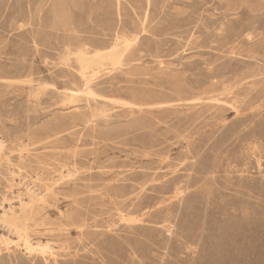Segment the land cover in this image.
Segmentation results:
<instances>
[{
    "label": "rangeland",
    "instance_id": "rangeland-1",
    "mask_svg": "<svg viewBox=\"0 0 264 264\" xmlns=\"http://www.w3.org/2000/svg\"><path fill=\"white\" fill-rule=\"evenodd\" d=\"M242 27L264 0H0V264H264V57L222 110L153 107L244 67Z\"/></svg>",
    "mask_w": 264,
    "mask_h": 264
},
{
    "label": "bare ground",
    "instance_id": "bare-ground-1",
    "mask_svg": "<svg viewBox=\"0 0 264 264\" xmlns=\"http://www.w3.org/2000/svg\"><path fill=\"white\" fill-rule=\"evenodd\" d=\"M142 29V28H141ZM245 29H247V28H245V27H242V28H240L239 29V34H238V32H237V36L233 39V41L225 48V49H222L223 50V52L225 53V56H229V54H232V56H230L229 58L231 59V60H234V59H236L237 58V56H242V55H244L247 59H246V61L247 62H245V66L244 67H242L241 69H239V68H231L228 72H226L225 74H230V75H232L228 80H226V79H222V78H220L217 82H212L210 85H208V86H206V87H204V88H202V90L201 91H198L197 90V92H194L195 90L194 89H188V91L186 90V86H185V84L183 83V84H174L173 82V85H172V89L174 90L173 91V95H171L172 97H174V98H172V100H168L167 98H168V96H167V98H166V100H163V99H165V98H163L162 99V97H160L161 98V101H158V100H160V98L157 100V102H155V101H153V102H155V103H153V107L155 108V110L156 111H158V112H161V111H163V112H170V113H172V112H174V110H177L178 108H177V106L179 107V106H182V107H188V108H200V109H204V108H215L216 109V111H219V110H222V107H225V105H227V104H230V101H235V96L238 94V92H239V86L245 81V80H247V79H249L250 77H255V76H258V72L256 71V70H251V69H253V66H255V62H256V59L257 58H261V57H264V53H261V51H263L264 52V37H262V38H260V39H258V40H256V41H254V42H252V43H250V48L249 49H247V50H245V52L243 53V51H242V49L239 47V46H236L235 45V42L237 41V39L240 37V35H241V33L243 32V31H245ZM252 34L251 33H247L246 34V37L248 38V39H252L253 38V36H251ZM180 36V35H179ZM133 39V38H132ZM131 39V40H132ZM185 42V41H184ZM128 44V43H127ZM117 45V43H113V44H110V46L109 47H107V48H105L104 50H107V49H109V48H111V47H114V46H116ZM259 47H262V49H259V51H257L256 52V50L259 48ZM222 48V47H221ZM98 51H102V50H98ZM97 52V51H96ZM132 52V51H131ZM220 57V56H219ZM220 59V58H219ZM239 59H241L240 57H239ZM252 59V60H251ZM241 62H242V60H240ZM258 63V62H257ZM229 67V66H228ZM256 67V66H255ZM210 69H211V66L209 67ZM260 68V67H259ZM228 69V68H227ZM215 72L217 73L218 71L217 70H215ZM222 74H224V72H222L221 74H219L221 77H224V76H222ZM173 75V74H172ZM177 75V74H176ZM176 75H175V77H176ZM180 75H181V73H180ZM179 75V76H180ZM184 75H185V73H184ZM183 75V76H184ZM217 75V74H216ZM214 76V75H213ZM218 76V75H217ZM226 76V75H225ZM165 77H167L168 78V76H165ZM173 77V76H172ZM182 77V76H181ZM182 78H185V77H182ZM213 78V77H212ZM165 79V78H164ZM171 79V78H170ZM173 79V78H172ZM179 80H181V78H178ZM206 79V78H205ZM263 79V78H262ZM77 80V79H76ZM156 80V79H155ZM159 80H161V79H159ZM176 80V79H175ZM184 80V79H183ZM207 80H209V79H207ZM215 80V79H214ZM75 81V80H74ZM168 81H170V80H168ZM174 81V80H173ZM177 81V80H176ZM176 81H174V82H176ZM259 82L261 81L260 80V78H259V80H258ZM154 82V81H153ZM185 82V81H184ZM191 82V81H190ZM252 82H255L254 80H252ZM247 83V82H246ZM31 84V83H30ZM164 84V83H163ZM259 84V83H258ZM71 85V84H70ZM171 85V84H170ZM200 86V85H199ZM167 87V86H166ZM191 87V86H190ZM189 87V88H190ZM247 87V86H246ZM249 87V86H248ZM163 88H165V87H163ZM169 88V87H168ZM195 88V87H194ZM199 88V87H198ZM201 88V87H200ZM242 88V87H241ZM58 89V88H57ZM151 89V88H150ZM196 89V88H195ZM251 89V88H250ZM75 90H76V88H75ZM84 90V89H83ZM152 90V89H151ZM241 91H243V90H241ZM247 91V90H246ZM264 91V88L263 87H261L260 89H258V94H261V95H259V97H258V100H260L262 97H264V93L262 94V92ZM70 92V91H69ZM79 92V91H78ZM168 92H169V90H168ZM189 92H191V93H194V94H189ZM152 93V92H151ZM245 93V92H244ZM76 94V93H75ZM78 94V93H77ZM142 94V93H141ZM153 94V93H152ZM156 93L154 92V94L153 95H155ZM158 94V93H157ZM167 95H168V93H166ZM165 95V94H164ZM142 96V95H141ZM147 96V95H146ZM170 96V97H171ZM247 96V95H246ZM69 97V96H68ZM73 97V96H72ZM75 97V96H74ZM150 97V96H149ZM148 97V98H149ZM164 97V96H163ZM237 97V96H236ZM243 97V96H242ZM252 97V96H251ZM147 98V97H146ZM248 98V97H247ZM253 98H254V95H253ZM145 99V98H144ZM144 99H143V101H144ZM154 99H156V98H154ZM240 99V98H239ZM250 99V98H249ZM151 100H152V98H151ZM67 101H69V100H67ZM149 101V100H148ZM248 101V100H247ZM256 101V100H255ZM98 102V101H97ZM189 102H191V103H189ZM240 102V101H239ZM243 102V101H242ZM263 102H264V99H263ZM142 103V102H141ZM91 104V103H90ZM145 104V103H144ZM143 104V105H144ZM241 104V103H240ZM75 105V104H74ZM138 105H139V103H138ZM137 105V106H138ZM145 106H148V105H145ZM150 106V105H149ZM236 106V105H235ZM249 106V105H248ZM247 106V107H248ZM260 106V105H259ZM93 107V106H92ZM96 107V106H95ZM99 107V106H98ZM152 107V108H153ZM239 107V106H238ZM238 107H235V111L237 112L236 114L237 115H242L243 114V111L242 110H239V108ZM247 107H246V109H247ZM137 108H139V107H137ZM147 108V107H146ZM152 108H148L149 110H151ZM181 108V107H180ZM129 109V108H128ZM184 109V108H183ZM205 109V110H206ZM208 109V110H209ZM135 110V109H134ZM139 110V109H138ZM147 109H145V111H146ZM98 111H100V110H98ZM102 111V110H101ZM182 111V110H181ZM204 111V110H203ZM95 112V111H94ZM106 112V111H105ZM151 112V111H150ZM90 113V112H89ZM99 113V112H98ZM134 113V112H133ZM152 113V112H151ZM150 113V114H151ZM153 113H155V112H153ZM252 113V112H251ZM205 114V113H204ZM253 114V113H252ZM203 115V114H202ZM176 116H178L177 114H176ZM192 116V113H188V114H185V116L183 117V118H187V119H189L190 117ZM221 115L219 114V113H216V114H214V111H213V113H211V115H210V117H215V119H218V118H221V122H224L226 119H227V117H220ZM107 117V116H106ZM194 117V116H193ZM198 117V116H197ZM202 117V116H201ZM249 117H251V116H249ZM173 118V117H172ZM182 118V119H183ZM241 118H243V117H241ZM248 118V117H247ZM85 119H86V117H85ZM89 119V118H88ZM92 119V118H91ZM175 119V118H174ZM194 119H195V117H194ZM79 120V119H78ZM180 120V119H179ZM214 120V119H213ZM237 120H240V119H237ZM251 120H252V118H251ZM76 121V120H75ZM81 121V120H80ZM157 121V120H156ZM159 121V120H158ZM173 121V120H172ZM194 121V120H193ZM171 122V121H170ZM89 123V122H88ZM151 123V122H150ZM173 123V122H172ZM205 123V122H204ZM214 123V122H213ZM87 124V123H86ZM200 124V123H199ZM88 125V124H87ZM147 125H149V124H147ZM146 125V126H147ZM158 125V124H157ZM214 125V124H213ZM234 125H235V123H233L231 126H230V128L231 129H234ZM165 126V125H164ZM202 126V125H201ZM166 127H168V126H166ZM165 127V128H166ZM175 127V126H174ZM181 127H183V125L181 126ZM200 128V127H199ZM155 129V128H154ZM160 129V128H159ZM168 129V128H167ZM173 129H175V128H173ZM176 129H177V127H176ZM94 130V129H93ZM150 130V129H149ZM152 130V129H151ZM197 130V129H196ZM158 131V130H157ZM170 131V130H169ZM156 132V131H155ZM173 132V131H172ZM166 133H167V131H166ZM182 133V132H181ZM172 134V133H171ZM159 135V134H158ZM163 135H166V134H163ZM157 136V135H156ZM186 136H187V134H186ZM256 136V135H255ZM259 136V135H258ZM162 137V136H161ZM163 137H165V136H163ZM184 137V136H183ZM190 137V136H189ZM192 137V136H191ZM257 137V136H256ZM263 137V136H262ZM166 138V137H165ZM250 138H252V137H250ZM259 138V137H258ZM2 139V138H1ZM262 139V138H261ZM250 140V139H249ZM178 141V140H177ZM181 141V140H180ZM184 141V140H183ZM149 142V141H148ZM164 142V141H163ZM253 142H254V140H253ZM143 143V142H142ZM150 143H151V141H150ZM165 143V142H164ZM261 143V142H260ZM263 143V142H262ZM0 144H2V143H0ZM146 144H148V143H146ZM145 144V145H146ZM154 146H155V144H153ZM156 145H158V144H156ZM260 145V144H259ZM147 146V145H146ZM189 146V145H188ZM188 146H187V148H188ZM258 146V145H257ZM251 147V146H250ZM160 149V148H159ZM248 149V148H247ZM252 149V148H251ZM263 149V148H262ZM191 150V149H190ZM189 150V151H190ZM241 150V149H240ZM250 150V149H249ZM248 150V151H249ZM169 151V150H168ZM167 151V152H168ZM171 151V150H170ZM260 151V150H259ZM160 152V151H159ZM262 152V151H261ZM166 153V152H165ZM183 153V152H182ZM194 153V152H193ZM245 153V152H244ZM247 153V152H246ZM16 154V153H15ZM154 154H156V153H154ZM249 154V153H248ZM245 155V154H244ZM264 155V154H263ZM182 156V155H181ZM227 156H229V154L227 155ZM234 156V155H233ZM232 156V157H233ZM229 157H231V156H229ZM231 157V158H232ZM247 157V156H246ZM262 157H264V156H262ZM186 158V157H185ZM184 158V159H185ZM245 158V157H244ZM75 159V158H74ZM190 159V158H189ZM188 159V160H189ZM232 159H234V158H232ZM237 159V158H236ZM182 160V159H181ZM191 160V159H190ZM232 161V160H231ZM250 161V160H249ZM189 162V161H188ZM193 162V161H192ZM264 162V161H263ZM152 163V162H151ZM151 163H148V164H151ZM180 163V162H179ZM233 163V162H232ZM241 163V162H240ZM79 164V163H78ZM170 164V163H169ZM188 164V163H187ZM187 164H185L184 165V167H186V165ZM243 164V163H242ZM241 164V165H242ZM263 164V163H262ZM161 165V164H160ZM174 165H175V163H174ZM240 165V164H239ZM240 165V166H241ZM2 166V165H1ZM229 166V165H228ZM243 166V165H242ZM248 166H250V165H248ZM263 166V165H262ZM221 167V166H220ZM219 167V168H220ZM223 167V166H222ZM234 167V166H233ZM244 167V166H243ZM51 168V167H50ZM73 168V167H72ZM75 168V167H74ZM73 168V169H74ZM147 168V167H146ZM173 168V167H172ZM224 168V167H223ZM248 168H250V167H248ZM13 169V168H12ZM161 169V168H160ZM233 169V168H232ZM193 170V169H192ZM217 170V169H216ZM219 170V169H218ZM221 170H222V168H221ZM227 170H228V168H227ZM57 171V170H56ZM113 171V170H112ZM205 171V170H204ZM233 171V170H232ZM249 171V170H248ZM50 172V171H49ZM49 172H47V173H49ZM58 172V171H57ZM71 172V171H70ZM110 172V171H109ZM165 172V171H164ZM171 172V171H170ZM174 172V171H173ZM219 172V171H218ZM223 172H225V171H223ZM236 172V171H235ZM61 173V172H60ZM115 173V172H114ZM121 173V172H120ZM155 173V172H154ZM222 173V172H221ZM229 173H231V172H229ZM71 174V173H70ZM218 174V173H217ZM232 174V173H231ZM61 175H63V172H62V174ZM158 175V174H157ZM198 175V174H197ZM228 175V174H227ZM230 175V174H229ZM234 175V174H233ZM93 176V175H92ZM119 176V175H118ZM117 176V177H118ZM159 176V175H158ZM207 176V175H206ZM103 177V176H102ZM105 177V176H104ZM115 177H116V175H115ZM127 177V176H126ZM209 177V176H208ZM207 177V178H208ZM216 177V176H215ZM224 177V176H223ZM65 178V177H64ZM213 178V177H212ZM227 178H229V177H227ZM75 179V178H74ZM112 179V178H111ZM160 179V178H159ZM225 179H226V177H225ZM243 179V178H242ZM35 180V179H34ZM49 180V179H48ZM105 180V179H104ZM127 180V179H126ZM135 180H137V179H135ZM157 180V179H156ZM161 180V179H160ZM207 180V179H206ZM227 180V179H226ZM232 180V179H231ZM230 180V183L232 182ZM103 181V180H102ZM112 181V180H111ZM228 181V180H227ZM17 182H18V180H17ZM234 182V181H233ZM33 183V182H32ZM167 184V183H166ZM47 185V184H46ZM50 185H53V183L52 184H50ZM106 185H107V183H106ZM109 185V184H108ZM118 185V184H117ZM53 188H54V186H53ZM119 188V187H118ZM180 188V187H179ZM179 188H176L177 190L179 189ZM175 189V190H176ZM53 190H55V189H53ZM116 190V189H115ZM120 190V189H119ZM124 190H126V189H124ZM56 191V190H55ZM55 191H54V193H55ZM118 191V190H117ZM76 192V191H75ZM116 192V191H115ZM114 192V193H115ZM121 192V191H120ZM184 192V191H183ZM49 193H50V191H49ZM118 193V192H117ZM125 193H126V191H125ZM124 193V194H125ZM127 193H131V192H127ZM139 193V192H138ZM142 193V192H141ZM172 193V192H171ZM33 194V193H32ZM31 194V195H32ZM128 194V195H129ZM181 194V193H180ZM121 195V194H120ZM33 196V195H32ZM31 196V197H32ZM52 196H54V195H52ZM138 197V196H137ZM131 198V197H130ZM21 200V199H20ZM35 200H38V199H35ZM34 200V201H35ZM84 200V199H83ZM37 203H39V202H37ZM24 205V204H23ZM22 205V206H23ZM39 205H40V203H39ZM38 205V206H39ZM18 206V205H17ZM26 206H27V204H26ZM31 206V205H30ZM16 207V206H15ZM19 208H21V207H19ZM25 208V207H24ZM20 209V211L22 210V213H20V211L19 210H17V209H13V208H10V209H8V210H4L3 211V214L1 215L0 214V220H2L9 228L8 229H10L11 231H16V232H18V231H22L23 229H24V227H23V225H22V227H23V229H20V228H22L21 227V223L24 221V220H27L28 219V217H29V214H30V211L26 208V209ZM162 212V211H161ZM32 213V212H31ZM38 215V214H37ZM31 218V217H30ZM29 218V219H30ZM71 218V217H70ZM71 219H73L74 220V218L72 217ZM79 219H80V217H79ZM32 220V219H31ZM83 220V219H82ZM27 221H30V220H27ZM70 221V220H69ZM135 221H137V220H135ZM66 222H68V220L66 221ZM80 222V221H79ZM46 224V223H45ZM70 224V223H69ZM83 224V223H82ZM78 225V224H77ZM84 225V224H83ZM6 226V227H7ZM67 226V225H66ZM74 226H75V224H74ZM5 227V228H6ZM36 227V226H35ZM68 227V226H67ZM138 227V226H137ZM7 229V230H8ZM6 230V231H7ZM20 231V232H21ZM24 231V230H23ZM8 232H9V230H8ZM7 232V233H8ZM10 233V232H9ZM23 233V232H22ZM25 233V232H24ZM21 234V233H20ZM27 234V233H26ZM83 234V233H82ZM3 235V234H2ZM25 234H23V236H24ZM28 235V234H27ZM30 235V234H29ZM119 235V234H118ZM22 236V237H23ZM22 237H20V238H22ZM25 238V237H24ZM32 239V238H31ZM82 239V238H81ZM84 240V239H83ZM82 240V241H83ZM27 245H26V250H27V252H29V254H32V250H34L35 249V247L36 246H34L29 240L27 241V243H26ZM37 246H40V245H37ZM40 248V247H39ZM38 249V248H37ZM47 250V249H46ZM38 251V250H37ZM135 251V250H134ZM47 252V251H46ZM50 252V251H49ZM133 252V251H132ZM53 253V252H52ZM139 253V252H138ZM137 253V254H138ZM27 254V253H26ZM43 253H41V255H42ZM54 254V253H53ZM28 255V254H27ZM34 255V254H33ZM36 257V256H35ZM48 258H49V256H48ZM52 258V257H51ZM57 258V257H56ZM45 259V258H44ZM26 261V260H25ZM14 262V261H13ZM46 264H48V262L46 261Z\"/></svg>",
    "mask_w": 264,
    "mask_h": 264
}]
</instances>
